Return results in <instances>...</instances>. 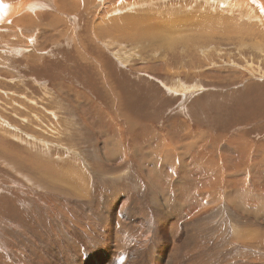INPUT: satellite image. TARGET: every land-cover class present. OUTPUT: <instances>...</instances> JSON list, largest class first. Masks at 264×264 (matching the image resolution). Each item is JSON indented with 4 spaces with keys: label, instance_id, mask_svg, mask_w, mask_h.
Returning <instances> with one entry per match:
<instances>
[{
    "label": "rangeland",
    "instance_id": "rangeland-1",
    "mask_svg": "<svg viewBox=\"0 0 264 264\" xmlns=\"http://www.w3.org/2000/svg\"><path fill=\"white\" fill-rule=\"evenodd\" d=\"M72 1L0 24V264H264L260 26L180 0L144 41L113 32L133 2Z\"/></svg>",
    "mask_w": 264,
    "mask_h": 264
},
{
    "label": "bare ground",
    "instance_id": "bare-ground-1",
    "mask_svg": "<svg viewBox=\"0 0 264 264\" xmlns=\"http://www.w3.org/2000/svg\"><path fill=\"white\" fill-rule=\"evenodd\" d=\"M21 2L18 1V3H13L8 0H2V5H3V10L0 11V24L4 23L3 27L9 26L10 24H8V22L12 23L19 18L24 17L27 13L26 10H28L29 14H33L34 12H38L37 10L41 9V10H54L53 8V0H20ZM124 1V0H123ZM122 1V2H123ZM127 2H133L134 4L130 5L129 3L127 5H129L127 8H122L118 11H122L123 13H134L131 15V19L128 20V22H126V24L122 25V21L116 20L117 23H119V25H116V27L114 28L113 32L116 33L117 37H123L125 33H128L130 35H136V34H140L141 35V40H147L149 37V31L150 33L154 34H161L159 31V26L158 23H162L164 21H166L167 19L169 20L168 17H164V15H177L179 14L182 10H184L185 12L187 11L188 13L193 11V7L191 6L190 3L188 2H184V1H174V3L169 6L167 9H158V5H160L159 3H161L162 0H156L153 3V0H125ZM124 1V2H125ZM194 1L196 4H201L202 1H205L206 6L202 8V10L205 11V14L199 13V14H195L192 18L194 19H210V20H214V26L218 29L219 26H221L223 24V22L227 21L228 18L225 16H221L218 15L216 13H212L210 12V14H207L208 9L210 8V6H212L211 8L214 10L218 7L220 8H224L227 10H231V14H235L239 19L235 18L232 19L231 22L233 23H240V24H244L245 28L248 32H250V34L253 33L254 28L256 27V25L258 24L260 26V29L262 31V41L264 40V5H262V2L260 0H192ZM264 1V0H263ZM57 2H59V0H57ZM72 0H62L59 2V4L57 3V9H63L65 8L69 3H72ZM111 2V1H110ZM123 2V4H124ZM55 3V2H54ZM106 3V2H105ZM140 5V7L143 9L142 10V14H140L138 17V19H133V17L135 16L138 6ZM55 5V4H54ZM107 5V4H106ZM121 5V4H120ZM105 6V5H104ZM121 7V6H120ZM126 7V5L124 6ZM117 8V7H115ZM56 11V10H55ZM112 11V10H111ZM105 10L104 14H100L104 15V16H112V12ZM42 12V11H41ZM184 13V12H183ZM35 14V13H34ZM41 14V13H39ZM53 15V14H52ZM123 15V14H122ZM126 15V14H125ZM180 15V14H179ZM185 15V14H184ZM223 15V14H222ZM32 16V15H31ZM30 16V17H31ZM58 17H52L53 18V22L58 23V26L62 27L64 25H67V21L62 20V16L56 15ZM178 16V15H177ZM181 16V15H180ZM191 16V15H190ZM189 16V17H190ZM60 17V18H59ZM99 17V16H98ZM103 17V16H102ZM101 17V18H102ZM113 17V16H112ZM119 15H115V17L111 18L110 20H114L116 18H118ZM173 17V16H172ZM32 18V17H31ZM96 18V17H95ZM129 18V17H128ZM127 18V19H128ZM243 18H247L250 21H247V23L243 22ZM97 19V18H96ZM99 19V18H98ZM32 20L35 21V19L32 18ZM258 21L257 23H252V21ZM170 21V20H169ZM167 21V25H169V22ZM255 21V22H256ZM251 22V23H250ZM11 23V24H12ZM95 24V23H94ZM164 24V23H163ZM145 26V27H144ZM161 27V26H160ZM89 28V27H88ZM127 28V29H126ZM90 29V28H89ZM164 29V28H163ZM61 30V28H60ZM92 30V29H91ZM109 31V30H108ZM152 31V32H151ZM159 31V32H158ZM75 34V33H74ZM164 34V33H163ZM161 34V35H163ZM54 37L57 39V36L52 34ZM63 35H66V32H64ZM165 35V34H164ZM168 36V34H166ZM49 36V35H48ZM170 37V36H169ZM173 37V36H171ZM50 38V37H49ZM48 38V39H49ZM166 38V37H165ZM168 38V37H167ZM181 39V37H180ZM179 39V40H180ZM78 40V39H77ZM178 40V41H179ZM44 42V41H43ZM48 43V42H47ZM177 44L175 45H169L168 47L171 49H175L177 47H179L180 45H184L185 44V38L182 37L180 42H175ZM43 44V43H42ZM255 45V44H254ZM264 45V44H263ZM162 45H158L155 48H160ZM167 46V45H166ZM187 47V46H186ZM259 48V47H258ZM154 49V48H152ZM264 49V48H263ZM262 49V50H263ZM151 50V49H150ZM157 50V49H155ZM260 50V49H259ZM117 53V52H116ZM119 58V57H118ZM119 60V59H118ZM121 60V59H120ZM121 63H124L121 60ZM31 65V64H30ZM33 65V64H32ZM35 65V63H34ZM36 66V65H35ZM76 102V101H74ZM62 103V102H61ZM78 103V102H77ZM88 103V101H87ZM86 103V104H87ZM79 104V103H78ZM60 110V109H59ZM72 120V119H71ZM73 124V123H72ZM77 128V127H76ZM79 130V129H78ZM78 133V132H77ZM60 136V135H59ZM158 137V136H157ZM155 137V138H157ZM112 145V144H111ZM115 146L113 145V148ZM110 150V149H109ZM116 155V154H115ZM100 157V156H99ZM217 163V162H216ZM216 166V165H215ZM189 167V166H188ZM40 168V167H39ZM239 170V169H238ZM241 170V169H240ZM217 171V169H216ZM44 172H47L46 170ZM218 172V171H217ZM219 173V172H218ZM65 175V174H64ZM219 175V174H218ZM234 175V174H233ZM239 174H237L236 176H234V180L238 177ZM66 176V175H65ZM49 177V176H48ZM54 177H49V179H52ZM68 178V177H67ZM64 179V178H63ZM71 179V178H70ZM239 179V178H238ZM238 179L236 180V182H238ZM53 180V179H52ZM66 180V179H65ZM54 181V180H53ZM57 181V180H56ZM67 181V180H66ZM70 182V181H69ZM85 182V181H84ZM71 183V182H70ZM68 183V184H70ZM73 181L72 184L73 185ZM237 184V183H235ZM78 185V184H77ZM75 186V185H74ZM238 186V185H237ZM72 188V187H71ZM81 188V186H80ZM78 189V187H77ZM86 189V188H85ZM90 191V190H89ZM85 194V192L83 193ZM88 195V194H86ZM228 200L231 201V195H228ZM84 197V196H83ZM200 198L196 199L194 202H197L196 207L195 208H199V206L202 205V203L205 204V202L203 201V196L199 195ZM203 207V206H202ZM194 208V209H195ZM192 209V211L194 210ZM113 210V209H112ZM189 211L188 215H191L193 212ZM260 213V212H259ZM114 214V213H113ZM260 218V216H259ZM109 219V217H108ZM257 219V218H256ZM262 219V218H261ZM258 220V219H257ZM110 221V219L108 220ZM109 223V222H108ZM105 228V227H104ZM108 228V227H107ZM167 230V229H166ZM253 230V229H252ZM168 234V236L166 238H168L169 240H175L176 237L178 236L179 233V227H171L169 230L166 231ZM251 232V231H250ZM165 233V232H164ZM248 233V232H247ZM246 234V233H245ZM244 235V234H243ZM242 235V238H243ZM252 235V234H251ZM116 237V235H115ZM165 237V236H164ZM163 238V237H162ZM165 238V240H166ZM241 238V237H240ZM239 238V239H240ZM250 238V237H249ZM116 239V238H115ZM251 239V238H250ZM249 240V239H248ZM175 242V241H174ZM116 243H114L111 247H113ZM244 244V243H243ZM92 256V255H91ZM93 257V256H92ZM104 257V256H102ZM116 257V255H115ZM163 263L165 264H174L175 258L176 256L173 255L170 258H168V256L166 255H162L161 256ZM168 258V259H167ZM116 259V258H115ZM114 259V260H115ZM86 261V260H84ZM81 257H79V261L78 264H109V262L111 261V258H102L101 260H97V258H92L90 262L85 263ZM113 263V262H112ZM121 263V262H120ZM57 264V263H56ZM123 264V263H122ZM162 264V263H160Z\"/></svg>",
    "mask_w": 264,
    "mask_h": 264
},
{
    "label": "crops",
    "instance_id": "crops-1",
    "mask_svg": "<svg viewBox=\"0 0 264 264\" xmlns=\"http://www.w3.org/2000/svg\"><path fill=\"white\" fill-rule=\"evenodd\" d=\"M140 129H141V128H140ZM136 130H137V128H134V131H135V132H136ZM147 130H150V129H149V128H145V129L142 128V130H140L141 132L139 133L140 136L143 137V134H144ZM154 135H155V134H154ZM135 136H136V135H135ZM155 136H156V135H155ZM156 137H157V136H156ZM157 139H158V137H157ZM244 149L247 150V148H244ZM35 161H36V160H33L32 162H35ZM50 165H51V164H50ZM51 167H53V165H51L50 168H51ZM214 167H215V166H214ZM240 167H243V166H239V167H237V168H236V172H235V174L233 173L234 175H237V174H239V173H240V175H242V171H243V170H240V169H241ZM213 169H214V168H212V170H213ZM238 169H239V171H238ZM49 173H51V172H49ZM49 173H48V175H46V174H44V173H43L42 175H43V176H49L50 178L53 177V174L49 175ZM243 173H244V172H243ZM227 175H229V174L227 173ZM231 177L234 178L233 175H231ZM227 178L230 179L229 182H232V184H233L234 179H233V178H230V176H229V177L227 176Z\"/></svg>",
    "mask_w": 264,
    "mask_h": 264
},
{
    "label": "clouds",
    "instance_id": "clouds-1",
    "mask_svg": "<svg viewBox=\"0 0 264 264\" xmlns=\"http://www.w3.org/2000/svg\"><path fill=\"white\" fill-rule=\"evenodd\" d=\"M3 10L2 0H0V11ZM117 264H119V258H117Z\"/></svg>",
    "mask_w": 264,
    "mask_h": 264
}]
</instances>
